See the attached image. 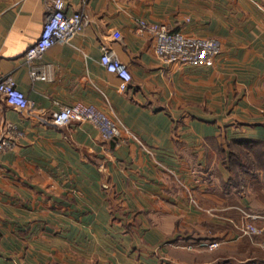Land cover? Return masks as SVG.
I'll list each match as a JSON object with an SVG mask.
<instances>
[{"label": "crops", "instance_id": "obj_1", "mask_svg": "<svg viewBox=\"0 0 264 264\" xmlns=\"http://www.w3.org/2000/svg\"><path fill=\"white\" fill-rule=\"evenodd\" d=\"M51 1L0 0V74L36 109L0 94L13 139L0 152V264H264V168L232 155L264 146V0H65L87 23L35 60L48 76L33 79L25 36ZM139 19L217 38L220 52L211 66L165 63ZM104 43L132 74L123 93ZM77 101L109 105L145 147L87 121L53 126Z\"/></svg>", "mask_w": 264, "mask_h": 264}, {"label": "built area", "instance_id": "obj_2", "mask_svg": "<svg viewBox=\"0 0 264 264\" xmlns=\"http://www.w3.org/2000/svg\"><path fill=\"white\" fill-rule=\"evenodd\" d=\"M65 0H52L48 5L41 30L37 37L26 35L30 42L24 58L29 65L30 76L33 79H45L47 68L35 64V60L42 57L44 52L58 42H70L73 36L80 33L87 23V16L82 11L67 12ZM138 30L147 32L154 39V52L165 63L189 64L211 66L220 52V41L214 37H198L185 34L182 31L171 30L166 24L152 22L145 19L138 20ZM112 43L120 39L119 31L114 30L110 34ZM110 43H104L101 47L99 62L109 73L118 78V93L125 92L132 80L129 68L116 55ZM0 94L8 106L25 111L27 115L35 114L32 102L26 94L20 90L13 78L9 75L0 74ZM87 121L97 127L104 140L116 139V146H120L130 140L136 141L145 147L140 138L132 132L114 113L108 105L107 109L99 108L93 104L77 101L63 105L51 116L53 126L61 127L70 122ZM6 129L13 131L14 126L8 124ZM13 145L12 136L2 137L0 128V152ZM254 218V215H249ZM243 231L248 234L257 233L258 229L251 223L244 226ZM219 245L213 241L207 244L209 249Z\"/></svg>", "mask_w": 264, "mask_h": 264}, {"label": "trees", "instance_id": "obj_3", "mask_svg": "<svg viewBox=\"0 0 264 264\" xmlns=\"http://www.w3.org/2000/svg\"><path fill=\"white\" fill-rule=\"evenodd\" d=\"M241 143H244L241 141ZM244 147V146H243ZM236 157L244 158V162L240 168L250 169L257 166L264 168V146L256 148L240 149L236 153L232 152ZM250 162V163H249ZM233 167V166H232Z\"/></svg>", "mask_w": 264, "mask_h": 264}, {"label": "rangeland", "instance_id": "obj_4", "mask_svg": "<svg viewBox=\"0 0 264 264\" xmlns=\"http://www.w3.org/2000/svg\"><path fill=\"white\" fill-rule=\"evenodd\" d=\"M249 163H250V162H249ZM250 169H253V168H250ZM251 224H253V223H251ZM253 225H254V224H253ZM254 226H255V225H254ZM255 227H256V226H255ZM256 228H257V227H256ZM258 233H259V235L262 234L261 231L259 232V229H258V232H257V233H253V234H258ZM253 234H249V235H253ZM261 239H262V240H261V242H260V243H261V244H260V245H261L260 248H261V250H263V252H264V237H262ZM218 246H219V245H218ZM218 246H217V247H218ZM217 247H215V248H217ZM207 248H208V247H207ZM208 249H209V248H208ZM213 249H214V248H213ZM213 249H210V250H213Z\"/></svg>", "mask_w": 264, "mask_h": 264}]
</instances>
